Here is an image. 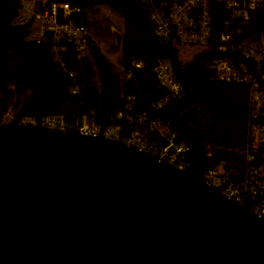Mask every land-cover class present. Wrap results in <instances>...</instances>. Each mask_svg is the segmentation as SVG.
I'll return each mask as SVG.
<instances>
[{
    "label": "water",
    "instance_id": "water-1",
    "mask_svg": "<svg viewBox=\"0 0 264 264\" xmlns=\"http://www.w3.org/2000/svg\"><path fill=\"white\" fill-rule=\"evenodd\" d=\"M148 30L181 84L166 119L188 164L101 131L20 122V104L0 122V264H264V216L204 178L202 140L179 117L186 66Z\"/></svg>",
    "mask_w": 264,
    "mask_h": 264
},
{
    "label": "built area",
    "instance_id": "built-area-1",
    "mask_svg": "<svg viewBox=\"0 0 264 264\" xmlns=\"http://www.w3.org/2000/svg\"><path fill=\"white\" fill-rule=\"evenodd\" d=\"M149 26L176 52L175 45L197 46L210 58L213 77L221 82L239 83L247 88V110L256 124V148L246 152L242 177L233 178L223 164H211L204 178L237 202L255 200L251 209L264 216V0H137ZM88 5L56 0H20L14 17L16 24L27 25L26 40H51L54 60L73 81L76 72L68 70L64 51L68 45L81 61L94 42L87 21ZM177 54V53H176ZM144 66L133 59L128 66L119 64L125 78L132 68ZM153 73L166 92L146 108L137 105L133 94L125 95L123 104L111 114L94 109L48 114L20 115V122L40 123L59 128H77L84 134L100 131L107 137L151 150L175 166L188 164V146L179 131L169 126L168 107L182 94L169 58L158 56ZM72 93L79 91L75 82ZM165 110V115L163 114ZM0 89V122L5 121Z\"/></svg>",
    "mask_w": 264,
    "mask_h": 264
},
{
    "label": "trees",
    "instance_id": "trees-1",
    "mask_svg": "<svg viewBox=\"0 0 264 264\" xmlns=\"http://www.w3.org/2000/svg\"><path fill=\"white\" fill-rule=\"evenodd\" d=\"M70 4H110L122 14L121 64L142 59L144 66L132 68L125 78L104 55L100 46L89 43V54L78 61L70 45L64 51L68 70L76 81L54 60L51 40H26L27 25L16 24L20 0H0V89L3 110L23 104L21 115L94 109L111 114L125 95L133 94L138 107L166 92L153 73L158 56L166 54L156 46L149 33L145 13L137 0H56ZM170 43V42H169ZM210 58L200 53L186 66L185 77L191 88L189 103L179 117L199 134L210 164H223L236 179L242 177L247 151L256 148V124L247 110V88L239 83L221 82L213 77ZM98 78V84H97ZM79 91L72 93L74 83ZM165 115V110H163Z\"/></svg>",
    "mask_w": 264,
    "mask_h": 264
},
{
    "label": "rangeland",
    "instance_id": "rangeland-1",
    "mask_svg": "<svg viewBox=\"0 0 264 264\" xmlns=\"http://www.w3.org/2000/svg\"><path fill=\"white\" fill-rule=\"evenodd\" d=\"M87 21L91 29L92 37L103 51L104 55L112 62L115 69L120 71L121 44H116L112 28L122 32L124 19L121 13L110 4H94L88 6ZM177 56L181 64L190 62L198 54L202 53L199 47L190 45H175ZM98 84V78H97ZM18 109V108H17ZM14 107L5 110L3 120H10L16 113Z\"/></svg>",
    "mask_w": 264,
    "mask_h": 264
}]
</instances>
